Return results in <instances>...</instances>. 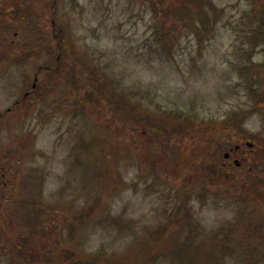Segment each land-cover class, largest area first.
<instances>
[{
    "label": "rangeland",
    "instance_id": "1",
    "mask_svg": "<svg viewBox=\"0 0 264 264\" xmlns=\"http://www.w3.org/2000/svg\"><path fill=\"white\" fill-rule=\"evenodd\" d=\"M0 264H264V0H0Z\"/></svg>",
    "mask_w": 264,
    "mask_h": 264
},
{
    "label": "trees",
    "instance_id": "2",
    "mask_svg": "<svg viewBox=\"0 0 264 264\" xmlns=\"http://www.w3.org/2000/svg\"><path fill=\"white\" fill-rule=\"evenodd\" d=\"M162 8V7H161ZM160 8V9H161ZM163 10L164 11H167V9H165V8H163ZM208 22H209V19H208V17L206 16V14H201V16L198 18V22H197V24H198V26L200 27V28H203V27H205V26H207L208 25ZM166 30V29H165ZM263 34V33H262ZM206 142H208V144H207V146L208 145H210L211 144V139L210 138H208V139H206ZM219 146H221V143H219ZM205 147H206V145H205ZM208 152V151H207ZM207 152H205V157L203 158V159H206V160H203V163L204 164H210V163H213L214 161H215V152H213V153H207ZM221 164V163H220ZM32 232H36V230L32 227ZM35 233H32V236L34 235ZM32 236H31V238H32Z\"/></svg>",
    "mask_w": 264,
    "mask_h": 264
},
{
    "label": "flooded vegetation",
    "instance_id": "3",
    "mask_svg": "<svg viewBox=\"0 0 264 264\" xmlns=\"http://www.w3.org/2000/svg\"><path fill=\"white\" fill-rule=\"evenodd\" d=\"M33 78H34V80H35V78H36V75H33ZM34 83H35V81H33L32 83H30V89L29 90H25V91H23V95H25V96H27L29 93H31L33 90H34ZM15 101V103H17L18 101H20V98L19 99H15L14 100ZM7 109H9V108H7ZM235 146H237V144H235ZM234 146V147H235ZM229 156L227 155L226 157H224L225 159H227ZM222 164H223V162H222Z\"/></svg>",
    "mask_w": 264,
    "mask_h": 264
},
{
    "label": "water",
    "instance_id": "4",
    "mask_svg": "<svg viewBox=\"0 0 264 264\" xmlns=\"http://www.w3.org/2000/svg\"><path fill=\"white\" fill-rule=\"evenodd\" d=\"M226 155H227V152H224L223 156H226ZM234 164H238V161L236 159H234Z\"/></svg>",
    "mask_w": 264,
    "mask_h": 264
}]
</instances>
